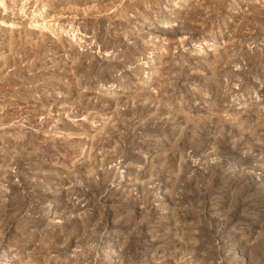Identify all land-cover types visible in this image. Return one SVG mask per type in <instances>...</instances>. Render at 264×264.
I'll use <instances>...</instances> for the list:
<instances>
[{
	"label": "rangeland",
	"instance_id": "374dc122",
	"mask_svg": "<svg viewBox=\"0 0 264 264\" xmlns=\"http://www.w3.org/2000/svg\"><path fill=\"white\" fill-rule=\"evenodd\" d=\"M0 264H264V0H0Z\"/></svg>",
	"mask_w": 264,
	"mask_h": 264
}]
</instances>
